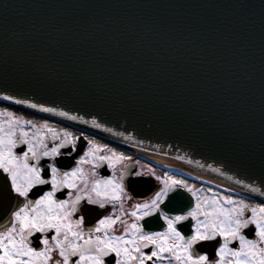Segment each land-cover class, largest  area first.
I'll return each mask as SVG.
<instances>
[{
	"label": "water",
	"instance_id": "1",
	"mask_svg": "<svg viewBox=\"0 0 264 264\" xmlns=\"http://www.w3.org/2000/svg\"><path fill=\"white\" fill-rule=\"evenodd\" d=\"M0 100L264 201V0H0Z\"/></svg>",
	"mask_w": 264,
	"mask_h": 264
},
{
	"label": "snow or ice",
	"instance_id": "2",
	"mask_svg": "<svg viewBox=\"0 0 264 264\" xmlns=\"http://www.w3.org/2000/svg\"><path fill=\"white\" fill-rule=\"evenodd\" d=\"M3 99L12 100L13 97L4 96ZM17 102L28 103L27 100ZM31 107H39L44 112L55 111L43 105L32 104ZM8 116L9 119L0 120V203L5 206V215L0 216L4 220L0 224V264H61V261L62 264H105V258L110 255L114 260L108 264H145L146 261L153 264L156 261H168V264H264V202L257 210L256 207L249 208L243 200L237 204L231 196L220 198L223 205L213 197L215 207L205 210L197 201L195 207L180 215L166 216L160 212V218L167 226L165 230L145 232L137 221L160 211V205L171 189L168 183L150 201L134 205L139 214L137 211L130 213L135 218L131 224L120 221L119 216L105 215L95 226L87 228L86 235L84 218L73 219L80 201L87 199L89 204L105 208L107 202L118 200L123 191L121 184L112 177L92 180L89 189L79 165L99 149L92 145L79 157L77 167L70 171H62L55 163L44 168V158L60 155L61 148L72 144L71 138L65 134L64 140L49 147L42 132L38 130L29 135L25 130L24 125L31 121L12 119L11 113ZM52 138L58 139L54 133ZM25 145L22 151H16ZM96 158L109 161V167H112V157ZM78 180L84 182V187H77ZM237 183L243 184L242 181ZM48 185L51 186L49 190L40 187ZM243 187L247 189L249 185ZM60 188L77 189L75 197L72 198L69 191V199H57ZM250 192L261 193V189L251 187ZM246 210L251 215L246 216ZM189 218L195 221L191 225V234L182 235L176 225ZM117 221L126 224L124 232L109 235ZM250 226L254 227V238L242 233ZM30 237H36L42 247L33 246ZM209 241H214L215 257L210 253L195 252L193 245ZM233 241L238 242V247H229ZM215 244L219 246L215 247ZM149 246L151 250L145 252ZM54 253L59 259H54Z\"/></svg>",
	"mask_w": 264,
	"mask_h": 264
},
{
	"label": "flooded vegetation",
	"instance_id": "3",
	"mask_svg": "<svg viewBox=\"0 0 264 264\" xmlns=\"http://www.w3.org/2000/svg\"><path fill=\"white\" fill-rule=\"evenodd\" d=\"M8 113H11L12 119L19 121H31V124H25V130L29 132V135L34 134L38 130L44 134L45 143L51 147L55 143L65 139V134L72 140V144L61 148L60 155L55 158H44L43 167L46 168L49 163H55L62 171H70L72 168L77 167V160L84 154L92 145H95L99 151H96L92 156L86 157L85 161L79 165L83 175L88 180V187L91 189L92 180H102L106 177H112L114 180L121 184L123 191L120 193V198L116 201H109L106 203L105 208H100L98 204H89L87 199H82L77 206L76 213L73 214V219L80 217L84 218V229L87 235V228L95 226L97 220L103 218L105 215H112L120 217V221H125L126 224H131L134 221V217L130 215L131 212L139 210L134 208L136 204H143L146 201H150L160 188L165 186V183L171 185V189L168 195L164 198V202L160 205V211L154 212L149 217L137 221L145 232H161L167 227L163 219L160 218V212H163L166 216H175L183 214L184 212L195 207L197 201L201 202L205 210H210L215 207L212 203L213 197H215L221 205L223 201L221 197L231 196L233 201L237 204L243 200L249 208L256 207L259 210L262 200L255 197L248 198L249 196L238 195L227 192L209 184L197 181L196 178L186 176L184 174L177 173L175 171L163 168L134 152L125 150L118 145L106 141L98 136H95L91 132L76 126L62 123L54 118L47 117L40 113L27 110L23 107L9 103L7 101L0 100V120L9 119ZM35 125V127H33ZM50 130V131H49ZM55 134L58 139H53L52 134ZM91 141V144H89ZM26 148L25 146L18 147L16 151L19 153ZM74 149V150H73ZM110 156L112 157V167H109V161H101L96 157ZM159 177V179H157ZM173 181H179L182 183L174 184ZM43 190H49L50 185L40 186ZM77 187H84L82 180L77 181ZM71 191L72 198L75 197L77 189L60 188L56 193L57 199H69L68 193ZM95 198V197H94ZM207 201V204L204 202ZM225 207H230L225 205ZM245 215H251V212L246 210ZM203 219V217H198ZM117 221L109 230V235H120L124 232L126 224ZM195 221L189 218L186 221L179 222L176 227L182 235L191 234V225ZM186 226V227H185ZM242 233L248 238H254V227L250 226L248 229H243ZM103 235V233H100ZM33 240V246H40L36 237H30ZM201 244L204 247H201ZM214 241L198 242L197 245H193V248L198 254H211V257H215V248L213 247ZM215 244V247H218ZM238 247V242L233 241L229 244V247ZM149 248L144 249L145 252H149ZM54 259H59L58 255L53 254ZM75 259V258H72ZM155 260V258H153ZM110 260H114L113 256L105 258V264H108ZM62 264V261H61ZM145 264H153L152 261H146ZM156 264H168V261H156ZM175 264V262H173Z\"/></svg>",
	"mask_w": 264,
	"mask_h": 264
},
{
	"label": "bare ground",
	"instance_id": "4",
	"mask_svg": "<svg viewBox=\"0 0 264 264\" xmlns=\"http://www.w3.org/2000/svg\"><path fill=\"white\" fill-rule=\"evenodd\" d=\"M32 109V108H31ZM36 108H33L32 110H35ZM115 143L116 145H118L119 147H122L124 148L125 150H129L132 152H134L135 154L159 165V166H162L163 168H166V169H169V170H172V171H175L177 173H180V174H184L186 176H189V177H192V178H196L197 181H200V182H203V183H206V184H209L211 186H214V187H217L218 189H221V190H224V191H227V192H231V193H234V194H237L238 195H244V196H250V194H247V193H244L242 190L238 189V187H234L230 184H226L224 182H221V181H218V180H215V179H212V178H209V177H205L203 175H200V174H197V173H194V172H191V171H188V170H185L182 169V168H179V167H176V166H173V165H170V164H167V163H164L158 159H155V158H152L151 156H148L142 152H139L137 150H133L129 147H126L124 145H121L119 143H116V142H113ZM253 197V196H251ZM256 199H259L257 197H255ZM261 200V199H260Z\"/></svg>",
	"mask_w": 264,
	"mask_h": 264
}]
</instances>
